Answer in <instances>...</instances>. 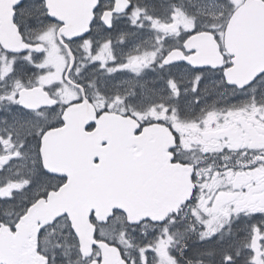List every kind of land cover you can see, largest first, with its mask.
<instances>
[{"label": "snow or ice", "instance_id": "6c2138e0", "mask_svg": "<svg viewBox=\"0 0 264 264\" xmlns=\"http://www.w3.org/2000/svg\"><path fill=\"white\" fill-rule=\"evenodd\" d=\"M0 264H264V0H0Z\"/></svg>", "mask_w": 264, "mask_h": 264}]
</instances>
